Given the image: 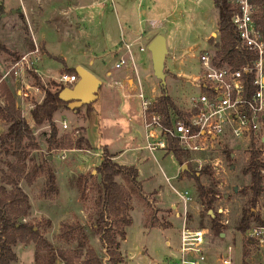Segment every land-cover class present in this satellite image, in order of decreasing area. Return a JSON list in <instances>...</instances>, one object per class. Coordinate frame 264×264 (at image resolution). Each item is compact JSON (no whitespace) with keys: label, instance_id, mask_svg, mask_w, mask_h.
<instances>
[{"label":"rangeland","instance_id":"374dc122","mask_svg":"<svg viewBox=\"0 0 264 264\" xmlns=\"http://www.w3.org/2000/svg\"><path fill=\"white\" fill-rule=\"evenodd\" d=\"M0 1L3 2V14L5 15L0 17V108L7 106V92L12 94L18 105L15 106L16 109L26 119L34 135L33 142L26 141L24 143L28 153V164H32L31 160L41 163L45 156L49 161L38 170L31 184L25 180L20 182V187L28 195L30 203L29 214L23 221L34 225L40 235L56 248H76L78 245L76 236L78 231L82 230L86 237L84 247L90 245L95 249L103 264H111L106 256V248L99 241L96 223L99 209L95 203L97 191L94 186L97 179L88 177L96 175V168L102 160L104 146L108 144V152H112L118 147V136L130 128L129 118L132 119V122H135L134 119L137 120L141 130L140 110L130 111L124 117V115H116L114 110L109 108L111 105L96 102V100L77 108L76 112L62 104L53 114L58 129V138L64 137L65 140H72L73 143L77 139L83 138L87 141L89 148L73 146L50 149L46 141L50 127L46 124L35 125L30 118V107L43 100L46 90L52 92L58 90L62 84L56 79L60 74L70 73V71H60L57 78L47 77L41 72L29 71L24 75L22 83L21 79L15 80L10 76L2 78L9 64L31 48L28 50L25 48L26 51L23 53L13 50L17 47L15 43L20 40L11 35L10 28L14 18L11 10L21 7L20 0ZM106 3L107 7L104 11L110 18L109 25L107 22L105 25L106 32L99 31L91 39L92 47L89 54L67 53L68 63L75 59L88 62L90 72L99 76L101 82H105L109 78L105 75L107 70L115 73L125 69V67L114 68L117 57L110 53V50H113L115 45L118 46L121 41L119 25L127 24L130 30L137 32L141 26L148 37L162 34L165 37L168 51L163 68L166 74L167 94L177 106L186 108L196 92L186 77H193L198 70L197 53L201 49L214 51V40L218 39V36L216 37L214 34L217 33V9L213 5V0H106ZM92 8L99 12V16L102 9L98 6ZM140 10L145 11L144 17H140L143 18L142 24H138ZM123 20H126V23ZM16 22H19L20 33L26 35L27 31L22 23L20 24L18 18ZM150 22L157 24L151 26ZM106 38L110 42L107 48L104 47ZM26 39L31 41L29 36ZM26 39L24 38V43L27 45ZM113 43L115 44L112 45ZM140 46L145 48L143 52H139ZM133 51L142 90L146 95L152 93L159 96L160 81L153 74L151 54L145 36L133 43ZM129 77L133 78L131 72ZM25 84L30 86L31 94L28 99L20 98L16 92ZM67 86L69 85H64V87ZM138 90L139 88H137ZM135 107H138V103ZM63 120L68 125L67 129H62ZM7 126L8 123L1 119L0 134L6 130ZM31 143H35L37 148L31 146ZM237 143L238 141L228 142V144L234 145ZM136 146L140 147L141 144ZM252 148L263 149L264 145L253 143L240 148H218L210 155H208L209 153L205 155L207 158L220 155L225 169V172L220 171L218 174L210 170L215 180L214 188L218 193L213 204L214 209L217 213L219 208L229 210L227 216L218 213L220 223L222 220L228 219V223L222 225L219 233L210 229L207 216L202 218L201 226L199 215L202 206L197 200L195 184L181 169V164L174 154L158 150L151 155L148 151L137 148V152L141 156L134 159V162L139 172L141 187L139 195H134L130 201L131 224L126 228L125 239L120 241L122 261L118 264H171V259L175 256L179 243V230L183 219L188 228L208 229L206 247L209 255H216L218 252L224 251L227 245H231L235 264L243 262L264 264V247L260 248L255 243L249 244L243 237V233L236 230L241 210L250 204L249 193L243 194L250 179L248 175L242 173V167ZM223 150L232 151L230 160L226 159ZM109 154L112 155L110 152ZM62 155L63 158H61ZM125 155L118 162H129V155H135V152L128 151ZM260 158L264 162V156L261 155ZM12 159L11 156L3 157L1 167L6 168L4 162ZM181 160H183L182 164L190 165V171H198L199 165L194 160L185 158ZM112 161L115 162L113 159ZM47 167L55 174L57 188L54 193L42 196L41 190L45 185ZM84 177L88 178L87 181ZM165 177H170L169 184L165 181ZM207 177V174L201 177V182L206 186L210 183V179ZM116 181L126 185L120 176L116 178ZM174 189L178 193H183L187 189L192 193L193 201L187 205L185 213H183V208ZM255 211L264 222V192L258 199ZM175 212L178 213L177 217L179 218L174 216ZM256 224V222H251L250 226ZM69 227L72 228L69 229ZM67 230L68 235L73 239L70 243H67L61 236ZM34 248L33 242L16 244L13 247L17 256V261L14 264H33ZM78 262L79 260H76L75 263L78 264ZM56 264L61 263L57 261Z\"/></svg>","mask_w":264,"mask_h":264},{"label":"trees","instance_id":"16d2710c","mask_svg":"<svg viewBox=\"0 0 264 264\" xmlns=\"http://www.w3.org/2000/svg\"><path fill=\"white\" fill-rule=\"evenodd\" d=\"M259 7L257 14L258 27L264 39V0H253ZM213 5L217 9V32L218 39L213 44L216 51L215 62L220 65L221 62H227L233 66L246 64L253 58L251 53L239 54L235 51L236 33L231 22L230 0H213ZM4 13L3 4L0 2V16ZM32 47V46H31ZM69 74H76L75 69H69ZM64 88L60 85L58 90L45 91L43 100L40 103H34L30 110V118L35 125L46 124L50 127L47 143L50 149L62 147H88L83 138H79L75 143L64 137L58 138V129L53 119L54 112L62 104L67 103L59 98V92ZM160 95L156 99L155 107L165 117V124L171 112L180 114L178 106L174 100L167 94L165 86H160ZM15 98L7 92V106L0 108V119L5 120L8 126L0 134V264H14L17 256L13 251L16 244L34 243L33 264H103L100 257L90 245L84 247L86 239L82 230H79L76 236L77 247L56 248L47 239L42 237L34 225L23 219L29 214L30 203L28 195L20 187V182L25 180L31 184L33 177L38 170L48 164V158L45 156L40 162L28 164V153L24 143L34 141L33 131L20 111L15 107ZM90 104V103H89ZM67 106V105H66ZM31 146L37 148L35 143ZM174 156L182 165V158L188 159L189 155L181 150L174 149ZM227 160L231 159L232 151L223 150ZM11 156V161L4 162L6 168L1 167L3 157ZM261 150L252 148L250 154L242 167V173L249 176V184L243 194L247 192L250 195V204L241 210L236 230L240 233L249 228L251 222L256 225H264V222L255 211V206L259 197L264 192V162L260 158ZM112 155L107 149H102V160L96 168V175H89L88 178L97 179L95 189L97 191L96 206L99 209L96 220L99 234V241L106 248V256L111 264H118L122 261L120 253V241L125 239L126 228L131 224L130 207L132 197L139 195L141 182L138 180L137 168L133 165H119L112 161ZM190 165L184 170L186 176L193 180L197 192V200L202 206L200 213V224H203V217L207 216L210 222V229L219 233L222 224L218 221V213L214 209V202L217 196V190L214 188L215 180L210 171V167L204 166L200 170L190 171ZM47 177L44 188L41 190L42 196L50 195L56 191V178L54 172L47 167ZM207 174L210 183L208 186L201 182L202 175ZM121 177L126 185L116 181ZM84 177L85 181L88 179ZM211 210L212 215L208 213ZM72 227H69L71 229ZM68 230L62 233V237L67 243H70L71 237ZM247 254V253H245ZM242 264H247L243 262Z\"/></svg>","mask_w":264,"mask_h":264},{"label":"built area","instance_id":"2783aa9c","mask_svg":"<svg viewBox=\"0 0 264 264\" xmlns=\"http://www.w3.org/2000/svg\"><path fill=\"white\" fill-rule=\"evenodd\" d=\"M230 4L231 22L236 33L234 49L241 55L251 53L253 58L240 66L227 62L218 65L215 62V50L201 49L196 56V74L186 77L190 80L191 87L196 89L194 97L186 108L178 106L180 114L170 113L168 124L164 123V115L155 107L158 96L152 93L146 95L142 90L138 68L134 63L133 43L143 37V30L135 41H122L115 54L117 60L114 64V68L125 67L133 74V78L127 75L124 81L128 84L130 80V90L139 103L142 129V144L139 148L151 155L158 150L167 153L178 149L186 152L188 159L199 165L198 170L208 166L217 174L225 172L221 156L207 158V153L210 155L218 148H240L253 143L264 145V39L257 23L259 7L253 0H230ZM156 24L150 22L151 26ZM214 34L219 36L218 32ZM216 41L217 39L214 43ZM144 50V47H139V52ZM39 53V47L34 44L32 49L9 64L2 78L10 76L15 80L21 79L22 83L24 75L29 71L38 73ZM132 79L134 82H131ZM56 80L62 85H73L78 76L62 73ZM29 87L28 84L20 87L16 91L18 96L28 99L31 94ZM15 106H18L17 103ZM61 126L62 129L68 128L64 120ZM229 141L238 143L228 144ZM259 150L264 156V148ZM63 157L62 155L61 158ZM165 181L169 184L170 177H165ZM175 193L185 213L187 205L193 201L192 193L188 189L183 193L175 190ZM217 211L226 216L229 213L227 208H219ZM227 223L228 219L221 221L222 225ZM207 232V228H188L183 219L179 243L171 264H235L231 245H227L224 251L216 255L208 254ZM243 237L249 244L255 243L263 248L264 225L249 226L243 232Z\"/></svg>","mask_w":264,"mask_h":264},{"label":"crops","instance_id":"0c3cea01","mask_svg":"<svg viewBox=\"0 0 264 264\" xmlns=\"http://www.w3.org/2000/svg\"><path fill=\"white\" fill-rule=\"evenodd\" d=\"M0 2L3 4L2 1ZM106 4V0H20L21 7L17 10H11V14L14 17L10 28L11 35L20 40V42H17L18 44L15 43L17 47L13 50H18L23 53L26 49H32L34 44L39 46L38 70L42 75L47 77L57 78L60 71L75 69L77 66L84 67L91 71L88 62L85 63L80 59H75L71 63H68V56L66 54L71 52H74L76 55L89 54L92 47L91 39L95 37L99 31L103 33L106 32V22L107 25H109V15L104 11L107 7ZM94 6H98L102 9L99 16V12L92 8ZM144 14V10H140V13H138V24L143 23V18L140 17H144ZM4 16L5 15L2 14L0 17L2 18ZM17 18L20 20V24L22 23L25 31H27L26 35L21 34L18 30L19 22H16ZM123 21L126 23V20ZM141 21L142 23H140ZM118 29L122 37L118 46L115 45L113 47L114 49L110 50L113 56L119 51V46L123 40L128 42L135 41L138 35H140L141 30L144 31L143 36H145L147 43L156 36V34L151 37L146 36L145 30L141 28V26L139 27V32L130 30L127 24L119 25ZM28 36L31 41L26 39ZM24 38L27 41V45L24 43ZM108 40L109 39L106 38L104 41L105 48H107L110 43ZM130 72L132 74V71L129 69L116 71L115 73L107 70L105 75L109 78L105 82L100 83L96 98V102L111 105L112 107L109 106V108L113 109L116 115H124V117L125 114L127 115L130 111H137V109H139L138 100L129 87L130 80L128 84H125L124 81V78L127 75L129 76ZM97 77L99 78V76ZM131 82H134L133 79ZM136 103H138L137 108L135 107ZM128 121H130L129 123L131 124L130 128L120 133L118 136V147H116L114 151L109 152L113 155L112 159L115 162L136 167L134 159L140 158L141 156L140 153L137 152V148L139 147L136 145L142 144V129H139L137 120L134 119L135 122H132V119L129 118ZM104 147L109 150L108 144ZM86 148H89V145ZM128 151L135 152V155H129V162H118L122 157L126 156L125 154ZM139 178L138 172V180L141 182ZM174 216L179 218L177 217V212L174 213Z\"/></svg>","mask_w":264,"mask_h":264},{"label":"water","instance_id":"95a60500","mask_svg":"<svg viewBox=\"0 0 264 264\" xmlns=\"http://www.w3.org/2000/svg\"><path fill=\"white\" fill-rule=\"evenodd\" d=\"M148 50L151 54L153 74L159 79V85L165 86L166 74L163 68L165 56L168 52L165 37L162 34L153 37L148 43ZM75 72L78 80L72 86L64 87L58 95L62 101L67 103V107L73 111L96 100L98 87L101 83L97 76L84 67H75ZM181 169H187L186 164H182ZM208 213L212 215L211 210Z\"/></svg>","mask_w":264,"mask_h":264}]
</instances>
